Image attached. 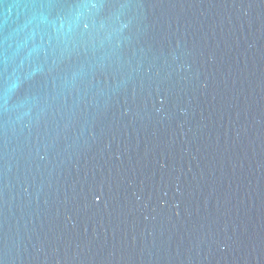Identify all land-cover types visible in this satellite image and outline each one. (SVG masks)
<instances>
[{
    "label": "water",
    "instance_id": "1",
    "mask_svg": "<svg viewBox=\"0 0 264 264\" xmlns=\"http://www.w3.org/2000/svg\"><path fill=\"white\" fill-rule=\"evenodd\" d=\"M0 264H264V0H0Z\"/></svg>",
    "mask_w": 264,
    "mask_h": 264
}]
</instances>
